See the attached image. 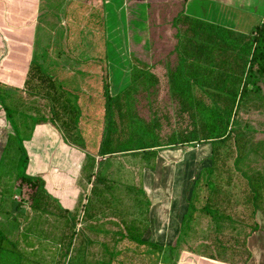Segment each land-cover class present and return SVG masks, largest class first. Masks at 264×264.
Here are the masks:
<instances>
[{
    "label": "trees",
    "instance_id": "trees-1",
    "mask_svg": "<svg viewBox=\"0 0 264 264\" xmlns=\"http://www.w3.org/2000/svg\"><path fill=\"white\" fill-rule=\"evenodd\" d=\"M100 1V18L88 14L83 19L89 27L80 29L78 45L68 44L69 53L62 49L58 53L53 44L42 54L35 47L25 82L26 86L31 80L44 94L49 89L54 119L59 117L62 127L76 118L73 128L90 132L87 119L97 115L93 150L86 138L80 146L84 150L80 177L90 185L88 198L85 203L78 201L72 210L63 208L46 190L42 177L26 173L28 155L19 143L15 187L24 191L25 202L35 215L62 221V231L55 236L47 231H21L22 223L10 210L11 197L0 190V216L6 220L0 223V264H110L113 248L122 239L152 247L158 251L157 260L163 261L165 255L164 263L177 264L179 244L197 214L214 225V237L200 253H189L216 263L248 264L252 257L248 240L263 230L257 216L264 220V173H245L238 166L249 154L264 159V140L253 139L255 131L242 117L247 110L259 108L252 105L253 100L262 99L264 19L244 35L185 17L184 1L148 0L143 27L133 30V36L139 38L134 44L150 57L146 61L133 58V64L127 65L126 85L111 92L104 1ZM66 3L60 2L62 7ZM94 24L98 31L93 34L100 36V43L90 45L85 35ZM88 63L102 71V93L99 77L83 67ZM71 75L82 79L78 88L72 85ZM53 85L57 89L52 90ZM0 87V94L7 95L10 87L3 83ZM0 108L8 119L10 110L1 100ZM198 145L209 146V165L195 173L173 241L163 249L146 244L142 237L148 228L150 202L142 181H119L110 168L112 163L107 162L122 157L140 169L141 175L143 170H155L159 150ZM5 151L6 147L3 154ZM101 218L109 222L111 231L95 227L101 225ZM78 224L83 226L81 231L76 230ZM228 226L230 233H226ZM82 231L108 232L109 239L88 238L77 243Z\"/></svg>",
    "mask_w": 264,
    "mask_h": 264
},
{
    "label": "rangeland",
    "instance_id": "rangeland-1",
    "mask_svg": "<svg viewBox=\"0 0 264 264\" xmlns=\"http://www.w3.org/2000/svg\"><path fill=\"white\" fill-rule=\"evenodd\" d=\"M10 1L15 3L16 6H21V2L26 0ZM27 1V3L30 2L29 0ZM64 1L67 2L65 7H62L60 4L61 0L34 1L37 3L35 7H38L40 4L39 7H41V11L46 10V12L44 15H40L39 19L36 20L37 22L35 21V28L25 29L22 32L23 40L20 39V42L23 43L24 48L29 49L30 52L33 53L36 47L42 54L46 53V46L53 44L58 53H60L61 49L69 53L67 49L68 44H73L74 46L79 44L80 33L82 32L80 29L89 27L83 23V19L86 18L88 14L99 17L100 11L98 9H101V1ZM103 1L109 55L108 82L110 91L115 92V90H119L126 85L127 80L125 73L128 71L127 65L129 63L133 64L132 59L142 57V60L146 61L150 57L149 54L142 51L141 46L134 44L138 42L139 38L133 36V30L138 32L143 27L145 20L144 11L146 13L144 3L148 2V0ZM176 1H184L185 17L229 28L239 34H249L264 19V0H153L152 2ZM0 2H3V0H0ZM0 7V11L2 12L4 6L2 5ZM2 13L3 14H0V20H5L6 15L4 12ZM68 19L71 20L68 21ZM94 20L97 19L94 18ZM95 26V24L91 25L89 29L90 33L86 32L85 35L90 45L100 43V36L98 34H93V31H98V27ZM17 43L18 42H14V44H11L15 45L14 49L16 46H20ZM64 46L65 48H63ZM95 51H97V49ZM13 54L14 53H10V55ZM70 56L71 59H74L72 54H70ZM16 61H20L21 64L25 63V60H19L18 58H15V62ZM3 62L6 63L5 60ZM27 62L28 61H26V65ZM21 64L19 68H23ZM5 66L4 64L2 67ZM83 67L89 72L95 73L94 75L96 78L99 77L101 82L99 91L102 93L103 76L100 67L93 63L91 65L89 63L84 64ZM45 70L48 72L49 67H46ZM12 75L13 74L8 73L6 69L0 71V83L10 86V88L7 89V95H5L6 93L4 95L0 94V100L10 110V117L8 116V119H5V114L0 108V190L4 192L6 198L8 197L9 199L11 197L12 203H10V210L14 218L17 219L20 224L22 223L21 231H47L51 233L50 236H55L59 231H62V221L52 217H39V215H35V213L29 210L28 204L25 202L27 196L24 194V191L22 192L15 187L14 178L17 170L16 162L19 158L15 148L21 143L26 151L28 155L26 173L30 175L42 177L41 174L38 173V150L42 149V147H45L47 151L54 150L55 154L62 153V155H59V158H57V162H62L60 163L61 165H73L75 162L73 160L74 157L71 156V158L68 157L65 159L67 157L66 153L70 155L71 152L69 151L71 149L83 153L84 150L81 149L80 146H82L84 138L89 140L88 145L90 144V150H93L95 139L98 134L96 131L98 121L96 119L97 115L93 113L91 115L92 117L87 119V123L92 126L90 132L88 130L84 132L78 127L77 129L73 128L74 123L77 121L76 118L70 120L62 127L61 124L58 123L61 119H59V117L54 119L53 113H55V110L51 107V99L47 96L49 89L47 88L44 94L43 88L39 90L38 88H40V86L35 85L31 80H29L28 85L22 88V84L20 83L23 82L25 76L19 73L14 76ZM80 81L81 80L77 76H74V78L72 77L71 83L77 85ZM92 82L96 84L94 80ZM48 87L51 88L50 86ZM53 88L57 89L55 85H53L51 89L53 90ZM261 96V100L252 101V105L259 107L258 109H249L242 114L243 119L255 131V134H253V139L255 141L264 140V87L262 85ZM93 103L95 106V101H93ZM59 111L60 109H58V112ZM83 121V119L80 121L78 124L79 127L84 123ZM6 140H8V142ZM4 147H6V151L3 154ZM208 150V145L161 149L158 152L157 159L159 160L160 155L162 158L160 159V163L156 164L155 172L149 173L147 170H143L141 175H139L140 172H138L140 169L133 168V165L129 164L122 157L111 158L107 163H109V165L112 163L110 168L113 174L119 175V181H123V183L130 181L138 183L140 179L143 181V186L145 181L146 187L148 188L147 195L150 198L152 196L162 201L163 204H168L170 199V207L172 209L175 228L186 209V200L189 198L191 182L194 179L195 173H198L203 167L209 165L207 162V157L209 155ZM97 161H100V158H98ZM238 167L245 173L254 171H261L264 173V159L254 154H249L241 160ZM68 175L72 178L74 176L73 171L69 172ZM148 176H151V178ZM75 181L77 184L76 193H78L75 197L77 199L76 202L81 201L85 203L86 197L88 198L90 185H87L82 179V176L80 177V173H78V177L75 178ZM199 199L201 201V197H199ZM76 204L74 205L75 207ZM66 205L67 204H65V206ZM196 206L198 207L199 203H197ZM16 207H18V209ZM81 214L82 213H79L80 216ZM257 220L263 230L255 233L248 240L249 244H247L252 254L251 264H264V220L260 215L257 216ZM4 221H6L5 218L0 216V223H4ZM99 223H101V225L95 224L97 229H100V231H111L112 227L107 225L109 222H106L105 218L99 219ZM82 228L83 226L78 224L76 230L81 231ZM213 229L214 225L211 222H208L204 216L197 214L191 229L187 231L184 240L179 244L177 264L199 263L200 260L197 256L189 253V251L195 252L196 254L200 253L202 246L212 241L214 237ZM230 230L231 227L228 226L226 233H230ZM82 232L83 235L78 236L77 243H79L81 239L85 243L88 238H96L98 241L109 239L108 232H106L107 234L105 232L100 233L99 231ZM156 232V235L159 234V236L155 238L157 241L156 245L161 248L165 244V241L158 240L161 235L164 237L167 235V240H171L173 235L177 233L175 230ZM237 232L243 235L245 231H235L234 233ZM154 236L155 235L152 236V240ZM147 239L151 240V237ZM44 245L46 248H49L48 244ZM51 248L54 249L53 247ZM157 252L158 251L152 247H143L125 240H120L113 248V256L110 263L175 264L172 261L164 263V259L167 258L165 255H163V261L162 259L157 260ZM41 254L46 256L44 252ZM203 263L218 264L216 262ZM96 264L102 263L97 262Z\"/></svg>",
    "mask_w": 264,
    "mask_h": 264
},
{
    "label": "crops",
    "instance_id": "crops-1",
    "mask_svg": "<svg viewBox=\"0 0 264 264\" xmlns=\"http://www.w3.org/2000/svg\"><path fill=\"white\" fill-rule=\"evenodd\" d=\"M29 1H30L29 3H27L28 2L27 0L24 2H21V6L20 5L16 6L15 3L11 2L10 0H3L4 3L0 2V6L2 5L4 6V9H2V12H4V14L6 15L5 20H0V71L6 69L8 73L13 74L12 76H14L17 73H19L20 75H24L25 78L23 82L20 83L22 84V88L25 87V82L28 79V74H29L28 72L30 70V62L33 57L32 52H30L29 49L24 48L23 43L20 42V39H22V34H23L22 32L25 29L35 28L36 27L35 21L39 19L40 15L42 16L46 12V10L41 11V7H39L40 4L38 5V7H35L37 3L34 1L36 0L34 1L29 0ZM16 8H18L19 10ZM2 12L0 11V14H3ZM14 42H18L17 44H19L20 46L19 47L16 46V48L14 49L15 45H11V44H14ZM10 53H14V54L10 55ZM15 58H18L19 60H25V63L21 64L20 61L15 62ZM4 60L6 63L3 62ZM26 61H28L27 65H26ZM4 64L6 66L2 67ZM20 64L23 65V68H19ZM74 76H77V75L70 76L71 80H72V77L74 78ZM77 77L81 81L77 85L72 84L76 88H78L80 84L82 83V79L79 76ZM42 146H45V145H42ZM69 152L74 154L73 160L75 162L73 163V165L67 164L66 166H63L60 164L62 162H57V158H59V155H62V153L55 154L54 150L47 151L45 147H42V149H39L38 150V155H39L38 173L41 174V176L45 180L46 190L54 198H56L58 202H60L63 208L72 210L75 208L74 205L77 203L76 202L77 199L75 197H76V194H78L76 193L77 184H76L75 178L78 177V173H80V169L84 161V154L81 153L80 151L77 152L73 149H71ZM66 155L67 157L65 159H67L68 157H71V155H69L68 153H66ZM157 163H158V159L156 160V164ZM155 169H156V166H155ZM71 171H73L74 173V176L72 178L68 175V173ZM147 171L149 173L155 172V170L154 171L147 170ZM31 176H37V175H31ZM148 177L151 178V176H148ZM142 187H143V191L146 197L148 198L150 202V207L148 210V228L144 236L142 237V241L145 242L146 244L156 245L157 241L155 240V238L159 236V234L156 235L157 233L156 231H174V230L178 231V225L176 224L174 228V218L172 215V209L170 207L171 200L169 199L168 204H163L162 201H159L152 196L150 198L147 195L145 181H144V186L142 185ZM65 204L67 205L65 206ZM185 212H186V209L183 212V214ZM153 235L155 236H154V239L152 240ZM174 236L175 235H173L171 240H167V237H168L167 235L165 237L161 235L158 238V240L165 241V244L163 243L164 246L162 248H165V246L170 245L171 241H173L174 239ZM149 237H151V240L147 239ZM122 240L139 245L135 242H131L128 239H122ZM139 246L146 247L147 245H139ZM197 258L200 260L199 263L197 264H204L203 262H213V261L207 260L202 257L197 256ZM251 263L252 262H249L248 264H251ZM110 264H113V263H110ZM218 264H222V263H218Z\"/></svg>",
    "mask_w": 264,
    "mask_h": 264
}]
</instances>
